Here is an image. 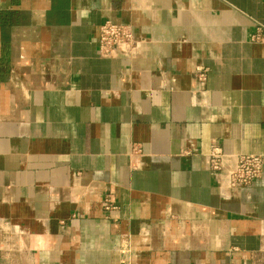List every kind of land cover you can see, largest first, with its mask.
<instances>
[{"label":"crops","instance_id":"obj_1","mask_svg":"<svg viewBox=\"0 0 264 264\" xmlns=\"http://www.w3.org/2000/svg\"><path fill=\"white\" fill-rule=\"evenodd\" d=\"M107 21L138 48L101 57ZM259 26L264 0H0V264H264V171L209 160L264 158Z\"/></svg>","mask_w":264,"mask_h":264},{"label":"built area","instance_id":"obj_2","mask_svg":"<svg viewBox=\"0 0 264 264\" xmlns=\"http://www.w3.org/2000/svg\"><path fill=\"white\" fill-rule=\"evenodd\" d=\"M252 42L264 44V27L259 26L252 36ZM140 42L133 28L129 25L107 21L100 28L99 54L101 57L126 56L138 48ZM199 82L205 83V73H198ZM211 169L216 173L226 171L230 166L227 177L232 186H248L260 179L264 171V158L259 155H230L226 154L220 147H214L209 155ZM106 211L115 210L116 206L107 198L104 202ZM121 263L133 264L134 250L127 242L120 250Z\"/></svg>","mask_w":264,"mask_h":264}]
</instances>
